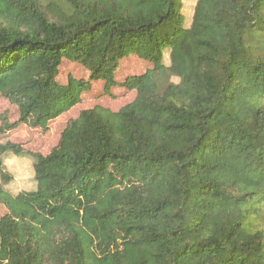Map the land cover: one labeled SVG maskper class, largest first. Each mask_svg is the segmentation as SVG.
Wrapping results in <instances>:
<instances>
[{"label": "trees", "instance_id": "obj_1", "mask_svg": "<svg viewBox=\"0 0 264 264\" xmlns=\"http://www.w3.org/2000/svg\"><path fill=\"white\" fill-rule=\"evenodd\" d=\"M182 11L0 0V95L19 112L0 134L47 132L99 81L137 94L70 119L34 155L36 191L6 189L25 152L0 142V264H264V0H198L188 28ZM131 54L152 67L119 82ZM64 61L88 78L60 82Z\"/></svg>", "mask_w": 264, "mask_h": 264}, {"label": "rangeland", "instance_id": "obj_2", "mask_svg": "<svg viewBox=\"0 0 264 264\" xmlns=\"http://www.w3.org/2000/svg\"><path fill=\"white\" fill-rule=\"evenodd\" d=\"M51 2V0H45ZM198 0H183L184 24L188 28L192 23L194 8ZM168 53V49L165 54ZM166 64L169 59L166 56ZM152 64L147 61L140 60L137 56L129 55L121 61V65L117 70L116 77L119 82H123L128 75L139 76L143 74ZM73 76L77 79H87L88 71L77 63L64 61L61 67V73L58 80L66 83L68 78ZM178 82V79L174 80ZM136 91H127L123 87L113 88L111 93L107 94L105 85L102 81L94 84L93 90L86 93L82 97L81 103L76 105L72 110L63 114L59 118L52 121L47 132L41 129H33L22 125L18 130L9 134H0V142L7 143L9 141L22 146L25 154L14 156L8 154L4 159V165L7 172L13 177L12 182L6 186V189L13 195L23 192L36 191L38 188L34 165L36 158L34 155H48L58 144L62 132L70 119L78 117V115L86 109H92L102 106L113 111H119L126 105L133 102L136 98ZM8 113L9 120L16 122L19 119L17 107L12 105L6 98L0 95V115ZM1 184V177H0Z\"/></svg>", "mask_w": 264, "mask_h": 264}]
</instances>
